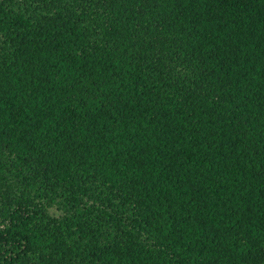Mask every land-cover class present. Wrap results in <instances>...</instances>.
<instances>
[{
  "label": "trees",
  "instance_id": "obj_1",
  "mask_svg": "<svg viewBox=\"0 0 264 264\" xmlns=\"http://www.w3.org/2000/svg\"><path fill=\"white\" fill-rule=\"evenodd\" d=\"M0 264H264V0H0Z\"/></svg>",
  "mask_w": 264,
  "mask_h": 264
},
{
  "label": "rangeland",
  "instance_id": "obj_2",
  "mask_svg": "<svg viewBox=\"0 0 264 264\" xmlns=\"http://www.w3.org/2000/svg\"><path fill=\"white\" fill-rule=\"evenodd\" d=\"M50 212L54 215H58L60 213L55 207L51 208Z\"/></svg>",
  "mask_w": 264,
  "mask_h": 264
}]
</instances>
